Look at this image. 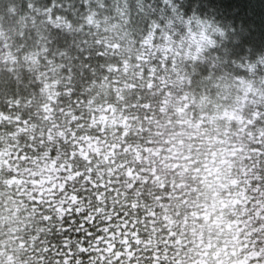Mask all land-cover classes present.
<instances>
[{
  "label": "clouds",
  "instance_id": "clouds-1",
  "mask_svg": "<svg viewBox=\"0 0 264 264\" xmlns=\"http://www.w3.org/2000/svg\"><path fill=\"white\" fill-rule=\"evenodd\" d=\"M0 264H264V0H0Z\"/></svg>",
  "mask_w": 264,
  "mask_h": 264
}]
</instances>
